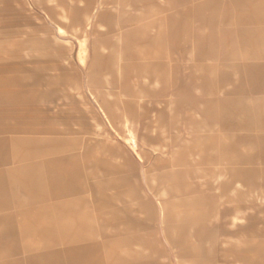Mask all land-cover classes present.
I'll return each instance as SVG.
<instances>
[{"label": "rangeland", "instance_id": "obj_1", "mask_svg": "<svg viewBox=\"0 0 264 264\" xmlns=\"http://www.w3.org/2000/svg\"><path fill=\"white\" fill-rule=\"evenodd\" d=\"M176 262L264 264V0H0V264Z\"/></svg>", "mask_w": 264, "mask_h": 264}, {"label": "crops", "instance_id": "obj_2", "mask_svg": "<svg viewBox=\"0 0 264 264\" xmlns=\"http://www.w3.org/2000/svg\"><path fill=\"white\" fill-rule=\"evenodd\" d=\"M86 20H88V17H86ZM117 40H119V38H117ZM101 51H103L104 49L102 47H99ZM92 51L94 53V55H101L98 51V46H96V44L94 46H92ZM113 57H115V65L118 67V61L120 60V54L119 52H116L113 54ZM131 147V146H130ZM132 148V147H131ZM136 147L132 148V151H135V155L137 157V159L140 161V162H144V161H147L149 159L147 155V153H150L149 150L145 152L144 156H141L138 152H136ZM139 149H141L139 146H138ZM135 149V150H134ZM124 157H127L126 155H124ZM147 159V160H146ZM142 165V164H141ZM176 259V258H175ZM177 264V262L175 263Z\"/></svg>", "mask_w": 264, "mask_h": 264}, {"label": "bare ground", "instance_id": "obj_3", "mask_svg": "<svg viewBox=\"0 0 264 264\" xmlns=\"http://www.w3.org/2000/svg\"><path fill=\"white\" fill-rule=\"evenodd\" d=\"M125 126L127 127V124H126ZM127 129H128V128H127ZM128 133H132V131L129 129V130H128ZM128 136H130V135H128ZM129 142H130V141H129ZM134 142H135V141H134ZM134 142H133V143H134ZM130 144H131V143H130ZM134 144H135V143H134Z\"/></svg>", "mask_w": 264, "mask_h": 264}]
</instances>
